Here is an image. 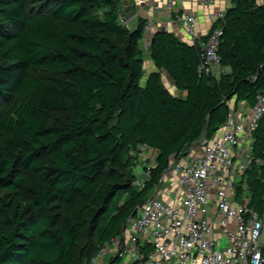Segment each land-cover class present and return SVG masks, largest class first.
Instances as JSON below:
<instances>
[{"label":"trees","instance_id":"trees-1","mask_svg":"<svg viewBox=\"0 0 264 264\" xmlns=\"http://www.w3.org/2000/svg\"><path fill=\"white\" fill-rule=\"evenodd\" d=\"M230 1L211 30L221 29L225 73L200 71L207 38L189 45L157 31L149 48L156 71L146 76V22L122 25L118 0H0V264L88 263L122 238L173 161L217 135L233 104H256L264 4ZM144 150L155 161L138 189ZM253 152L260 162L237 198L247 185L249 208L262 213L264 119Z\"/></svg>","mask_w":264,"mask_h":264},{"label":"built area","instance_id":"built-area-1","mask_svg":"<svg viewBox=\"0 0 264 264\" xmlns=\"http://www.w3.org/2000/svg\"><path fill=\"white\" fill-rule=\"evenodd\" d=\"M222 1L136 0V15L146 22L147 32L153 34L154 29L169 32L174 20L189 42L196 45L203 37L198 32V16L187 5L210 9ZM258 1L264 4V0ZM226 12V8H221L212 15V27ZM126 20L121 17L123 23ZM212 27L201 45L200 71L220 76L225 73L217 54L221 29L211 31ZM263 119L264 91L247 112L243 105L233 104L217 135L211 141H200L201 153L190 151L188 160L173 161L165 172L163 178H177L176 199L164 201L159 195L160 186L156 188L129 221L122 238L106 244L86 264H106L111 259L124 264H264V210L259 213L249 208L251 196L247 185L242 186L237 198V184L245 180L254 161L260 162L254 158L253 146ZM153 153H143L152 160L151 164L155 161ZM145 176L149 177V173ZM133 186L144 189L145 182L138 177Z\"/></svg>","mask_w":264,"mask_h":264},{"label":"crops","instance_id":"crops-1","mask_svg":"<svg viewBox=\"0 0 264 264\" xmlns=\"http://www.w3.org/2000/svg\"><path fill=\"white\" fill-rule=\"evenodd\" d=\"M231 6V1L230 0H223L222 1V4L219 5L218 7H215V8H210V9H202L201 7H193L192 5H187L188 8H192L196 15L198 16V22H199V28H198V32H199V36L200 38L202 37V33L204 32L203 30H209L210 27L212 26V24L214 23V19L212 18V15L216 14L218 11L219 8L221 9H228L229 7ZM133 7L132 6H129L128 7V10H126V13H128L129 15H131V11H132ZM137 12H138V9L136 8V11H134L133 14L135 15H131V18H129L128 20H132V22L134 20H136V17H137ZM163 21H167L166 18H162ZM137 21V20H136ZM172 21V20H171ZM131 22V21H130ZM131 22V23H132ZM156 29H154V34L157 32L155 31ZM206 30V31H207ZM169 32L174 34V35H177V37L183 42V43H186V44H189V45H192V43L189 42L188 38H187V35L185 33V31L183 29H181V27H179L177 25V22H174V20L171 22L170 26H169ZM148 35V34H147ZM153 71H156V67L154 66V70ZM170 81V80H169ZM145 82H146V79H145ZM144 82V84H145ZM144 84H142L144 86ZM168 90L171 92V94H173L174 96H177L179 95L180 93L178 92V90L174 87L173 83L170 81V86L168 87ZM240 105H243V108L245 109V111L247 112L248 108L250 107L248 105V103L246 102H241ZM239 107V106H238ZM191 151H195L197 153H201L202 151V148H201V145H200V142L198 144H196L192 149ZM154 155V153H153ZM142 156H144L143 154L140 155L139 159L140 161H144V160H147L149 161L148 158H142ZM146 157V156H144ZM185 160H188L189 156L186 155L185 157ZM146 161V163H148ZM151 162V161H149ZM152 163V162H151ZM151 166H149L150 168ZM145 169V168H144ZM145 170H143L144 172ZM143 176L145 177V173H143ZM141 179H143L141 177ZM177 178H175L174 176H165L161 182V185H160V197L161 199H163L164 201L166 202H171V200H175L176 199V187H177ZM121 264H124V262H121Z\"/></svg>","mask_w":264,"mask_h":264},{"label":"rangeland","instance_id":"rangeland-1","mask_svg":"<svg viewBox=\"0 0 264 264\" xmlns=\"http://www.w3.org/2000/svg\"><path fill=\"white\" fill-rule=\"evenodd\" d=\"M118 2H119V5L121 6V9L123 10H125V12H126V10H128V7L129 6H132L133 7V9H132V13H131V15L133 16V15H135V14H133L134 13V11H136V8H137V4H136V0H118ZM218 10H220V8L218 9ZM105 12H107V9H100V10H96V13L98 14V15H100V16H102ZM219 12V11H218ZM126 16H125V18L126 19H129V18H131V15H129L128 13L127 14H125ZM139 19H141V17H136V20H134L133 22H132V20L130 19V20H126L124 23L123 22H121L122 23V25H124V26H126V27H128V28H130V29H135L136 28V26L138 25V20ZM127 21H131V22H127ZM212 27V26H211ZM211 27H210V29H211ZM209 29V30H210ZM207 30V29H206ZM203 30L204 32L202 33V37L204 38L205 36H207V34H208V31L209 30ZM159 31H161V30H159ZM148 34V35H147ZM152 37H153V31H148L147 32V30L145 31V37H144V40L142 41V43H141V48L143 49V51H144V55H145V66H146V76L149 74V73H151L153 70H154V64H153V62L150 60V53H149V48H150V45H151V39H152ZM144 82H145V79L142 81V84H144ZM163 83H164V85H165V87L166 88H168L169 86H170V81H169V79L167 78V76H165L164 75V77H163ZM142 158H147V157H144V156H142ZM146 161L147 160H142V161H140V159H139V161H138V165L136 166V172L138 173L137 174V176L141 179V177L143 178V179H141L142 181H146L147 180V176H143V173H147V171L145 172H143V170H145L146 168L147 169H149V166H151V162H149V161H152L151 159L149 160V161H147L148 163H146ZM145 168V169H144ZM151 168V167H150ZM110 259V257L108 256L107 257V260H109ZM106 264H107V262H106ZM116 264H121V262H119V263H116Z\"/></svg>","mask_w":264,"mask_h":264},{"label":"water","instance_id":"water-1","mask_svg":"<svg viewBox=\"0 0 264 264\" xmlns=\"http://www.w3.org/2000/svg\"><path fill=\"white\" fill-rule=\"evenodd\" d=\"M204 138H205V137H203L202 140H203ZM137 212H138V211L136 210V212L133 214V217L136 215ZM133 217H132L130 220H132Z\"/></svg>","mask_w":264,"mask_h":264}]
</instances>
